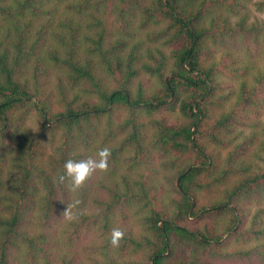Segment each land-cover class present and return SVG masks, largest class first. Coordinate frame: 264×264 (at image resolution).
<instances>
[{
	"label": "trees",
	"instance_id": "obj_1",
	"mask_svg": "<svg viewBox=\"0 0 264 264\" xmlns=\"http://www.w3.org/2000/svg\"><path fill=\"white\" fill-rule=\"evenodd\" d=\"M252 4L0 0V264H264ZM104 147L107 173L57 182Z\"/></svg>",
	"mask_w": 264,
	"mask_h": 264
},
{
	"label": "clouds",
	"instance_id": "obj_2",
	"mask_svg": "<svg viewBox=\"0 0 264 264\" xmlns=\"http://www.w3.org/2000/svg\"><path fill=\"white\" fill-rule=\"evenodd\" d=\"M96 158L89 157L85 160L69 159L64 164V173L57 177L59 184L68 183L70 190L75 192L82 189L85 183L93 176L94 173H107L109 160L111 158V150L108 147L100 149L96 154ZM79 202H77L78 204ZM76 205H67L63 218L68 222H74L79 219L82 213L74 212ZM125 238V232L119 228H114L111 232L110 244L114 248H119L121 242Z\"/></svg>",
	"mask_w": 264,
	"mask_h": 264
},
{
	"label": "rangeland",
	"instance_id": "obj_3",
	"mask_svg": "<svg viewBox=\"0 0 264 264\" xmlns=\"http://www.w3.org/2000/svg\"><path fill=\"white\" fill-rule=\"evenodd\" d=\"M257 1H260V0H254V2H257ZM251 13L255 18H258L259 20H264V7H262V10H261V8L259 10V8L257 6H255V4H252L251 5ZM148 79H149V77H147L146 80L144 81L145 84H146ZM49 152H50V150H49ZM133 222H134V220H133ZM223 226H225V224ZM223 226H221V227H223ZM136 228H137V230L142 229V227H140L139 224L136 225ZM228 234H230V233H228ZM185 250H186L185 253L189 256V251H187V249H185ZM179 259H181V258H179ZM179 261L180 260H178V262Z\"/></svg>",
	"mask_w": 264,
	"mask_h": 264
}]
</instances>
